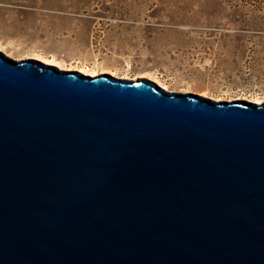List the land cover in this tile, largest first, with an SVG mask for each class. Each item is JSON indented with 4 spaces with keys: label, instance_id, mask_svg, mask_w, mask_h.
<instances>
[{
    "label": "water",
    "instance_id": "water-1",
    "mask_svg": "<svg viewBox=\"0 0 264 264\" xmlns=\"http://www.w3.org/2000/svg\"><path fill=\"white\" fill-rule=\"evenodd\" d=\"M0 264H264V104L0 52Z\"/></svg>",
    "mask_w": 264,
    "mask_h": 264
},
{
    "label": "rangeland",
    "instance_id": "rangeland-1",
    "mask_svg": "<svg viewBox=\"0 0 264 264\" xmlns=\"http://www.w3.org/2000/svg\"><path fill=\"white\" fill-rule=\"evenodd\" d=\"M0 47L215 101L264 98V0H0Z\"/></svg>",
    "mask_w": 264,
    "mask_h": 264
},
{
    "label": "bare ground",
    "instance_id": "bare-ground-1",
    "mask_svg": "<svg viewBox=\"0 0 264 264\" xmlns=\"http://www.w3.org/2000/svg\"><path fill=\"white\" fill-rule=\"evenodd\" d=\"M2 47H0V50H1ZM6 52V51H4ZM6 54L10 55L8 52H6ZM35 60L39 63H43L45 65H52V66H55L57 68H59L60 70L62 71H73V72H76V73H80L82 75H84L85 77H98V76H102V75H109L115 79H124V80H138V79H141V78H149L151 79L152 81H154L155 83H157L161 88L163 89H167L168 90V84L165 83L164 81H162L160 78H158L157 76H153V75H149V74H146V73H141V75L138 76L137 79L135 78H130L128 76H120V73L117 72V71H113V70H103V71H91V68L88 67V66H84V67H76V66H73V65H67L64 61L58 59L57 57L55 56H47V55H44L42 53H33L32 55H25L24 57L20 58L19 60ZM110 73V74H108ZM186 93H190L188 91H186ZM201 95L203 96H207V93L206 92H203V93H200ZM200 96V95H199ZM202 96V97H203ZM264 98L260 95H257L255 97V99L253 100L256 104H264ZM221 101V100H219Z\"/></svg>",
    "mask_w": 264,
    "mask_h": 264
},
{
    "label": "trees",
    "instance_id": "trees-1",
    "mask_svg": "<svg viewBox=\"0 0 264 264\" xmlns=\"http://www.w3.org/2000/svg\"><path fill=\"white\" fill-rule=\"evenodd\" d=\"M263 5V3L262 2H259V1H257V3L255 4V6H256V8L257 9H260V7ZM8 57V56H7Z\"/></svg>",
    "mask_w": 264,
    "mask_h": 264
}]
</instances>
